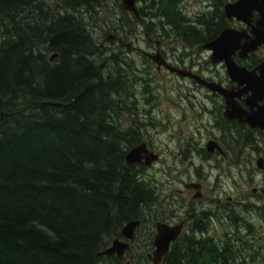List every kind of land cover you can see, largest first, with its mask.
Instances as JSON below:
<instances>
[{
    "label": "trees",
    "instance_id": "1",
    "mask_svg": "<svg viewBox=\"0 0 264 264\" xmlns=\"http://www.w3.org/2000/svg\"><path fill=\"white\" fill-rule=\"evenodd\" d=\"M105 5L118 6L106 31L119 41L137 36L143 22L148 40L169 27L191 45L207 41L210 28L184 20L176 0L145 1L141 21L119 0H0V264H126L98 253L135 219L141 225L127 258L149 261L152 239L142 230L160 203L144 167L126 162L141 140L120 116L133 97L134 67L121 54L105 55L95 36ZM216 12L222 24L224 11ZM234 127L231 155L257 148ZM204 214L164 264H244L230 240L221 246L203 237Z\"/></svg>",
    "mask_w": 264,
    "mask_h": 264
},
{
    "label": "rangeland",
    "instance_id": "2",
    "mask_svg": "<svg viewBox=\"0 0 264 264\" xmlns=\"http://www.w3.org/2000/svg\"><path fill=\"white\" fill-rule=\"evenodd\" d=\"M119 1L122 4V0ZM145 1L148 0H138V8L141 9L142 5H145ZM176 1L179 9L185 15L184 20L187 18L189 24L200 30L212 27L211 24H207V26L203 24L205 21L218 22L220 17L216 16V11H224V4L231 0ZM104 12L105 14L100 12L99 24L95 27L94 33L101 42L103 50L106 49L108 52L105 55L115 53L120 56L121 54L126 60H132L134 67V71L130 75L133 97L126 103L127 110L120 113L121 125L124 126V129L130 128V125L140 128L144 140L152 141L155 148L162 153V162H156L154 166L150 167L144 166V169L141 170L142 178L151 184L156 191L155 193L159 194L162 191L165 196L175 199H181L178 190L185 189L184 182L197 181L202 183L204 197L196 203L195 207L199 213H205V216H207L208 210L212 208L210 205L214 199L212 196V187H214L216 197H220L226 203L227 212L230 214L229 225L231 224L230 234L232 237L225 238L224 244L230 240L229 243L235 245L240 253L238 257L240 262L246 259L248 264H264V252L259 254L258 250H252V255L248 256L253 246L249 241L254 239L256 242L255 237H253L255 234L263 236L262 248L264 251V167L259 168L257 164L260 158L263 159L264 164V135L250 134L257 141V148L255 146L243 147L241 154L238 156L231 155L229 166L215 167L216 163L209 162L198 152L192 153L189 160L184 159L183 161V158L177 154L179 151L176 145L177 140H170L167 132H164L165 128L162 125L161 117L171 116L177 123L174 128L186 130V137H189L190 127H194L202 121L207 124V118H200L198 112H200L201 106L197 100L202 99L209 92L203 88L201 92L196 90L194 83L189 79L180 78L165 69L159 72L155 64L150 59L148 61L141 51L154 52L156 42L162 41L161 48L169 54L172 60L178 58L189 64L194 57L207 61L209 54L202 50L201 44L191 45L184 39L171 37L174 32L169 27L166 29L169 34L164 38L162 35H153L152 39L148 40L144 33V22L140 25L143 28H140L137 36L127 37L125 41H119L115 37L110 38L114 33H107L106 30L118 18V6L114 5L110 8L105 5ZM137 18L141 21V14ZM151 64H154V67H151ZM181 99L182 106L185 108L177 107V103ZM191 101H193L192 105L189 104ZM151 110L152 113L149 114ZM184 113L187 114L185 118H182ZM205 137L206 133L201 137L202 141ZM210 163L214 166H210ZM183 193L184 198L188 200L187 194L190 192L184 190ZM161 199L162 201H158L161 205L158 204L147 212V222L144 223L145 230H142L149 233L147 237L150 239L153 238L151 235L153 228H148L153 225L151 217L159 211H168L172 205L173 199H167V204H164L165 199L162 197ZM240 220L250 223L252 231L238 232L235 229V224H244ZM193 223L187 227L182 235L191 231ZM259 223H263V225ZM233 229L236 236L233 234ZM243 233L247 235L245 237L247 241L241 238ZM256 247L257 245H255ZM140 253L148 252L141 248ZM145 264L152 263L148 261Z\"/></svg>",
    "mask_w": 264,
    "mask_h": 264
},
{
    "label": "flooded vegetation",
    "instance_id": "3",
    "mask_svg": "<svg viewBox=\"0 0 264 264\" xmlns=\"http://www.w3.org/2000/svg\"><path fill=\"white\" fill-rule=\"evenodd\" d=\"M231 1H235V0H231ZM215 28H217L216 29L217 31H215ZM226 28H233L237 30L241 35L239 37V40H237L231 46L234 48L236 47V49L231 53V57L238 64V66H240L243 70L253 74L251 76L256 77L253 78L255 83L264 84V16H262L261 12L258 10H255L252 16L248 17V19H240V20L237 19L236 17H234L233 19H229L224 12L223 23L222 24H218V22L213 23L212 27L208 30L206 34L207 41L201 43L202 50L207 51V53L209 54V59L207 61H203V59H199V57L192 58L189 64L184 60H180L178 58H176L177 60H172L169 54L166 51H164V49L161 48L162 41L156 42V50L154 52L142 50L141 53L144 57L150 59L151 62H153V60L150 58L149 55L156 53L157 51H160L161 54L169 63L178 67L192 70L195 74L200 75L202 78L206 79L207 81H214L220 83L226 89H229L230 91L232 90L235 93L234 100L236 104H238L240 108H242L243 110L248 112L258 111V109L264 105V92H263L264 90H258V93L260 95L259 98H257V100L254 102L252 106L249 105L248 100H250L251 98L250 96L252 95V91H248V92L242 91V89L247 84L246 83L240 84L238 80H233L228 72V68L225 61L218 63L212 62V57L210 55L212 54V51L204 48V45L206 43L217 38L220 35V33ZM256 41L258 42L256 43ZM154 64L159 72L162 69L167 70L163 66L159 68L156 63ZM154 64H151V67H154ZM175 75L177 76V74ZM180 78L189 79L191 82L194 83L196 90L200 92L202 88L209 92V94H206L202 99L197 98L198 99L197 102L200 103L201 106V110L198 113L200 114V118L202 119L204 117L207 118V124H205V122L202 121L201 123H198L196 126L190 127L189 137H186V132H187L186 130L181 128H174L177 123L175 122L174 119L171 118V116L167 117V115H165V118L161 117L162 125L165 128L164 132H167V135L169 136L170 140L172 141L177 140L176 145L179 148L177 154L180 155L181 158H183L182 159L183 161L184 159L189 160V158H191L190 156H192V153L198 152L202 154V156L205 159H207L209 162L216 163L215 167L229 166L231 160V149H230L231 127L235 126L233 128L234 130L236 128H240L241 133L244 134L257 133L264 135V130L261 128L258 127L253 128L250 127L245 121H241L238 119H229L228 117H226L225 116V111L227 107L226 99L219 92L211 91L206 86H204L199 81H197L195 78H189V77H180ZM241 79L244 80L243 77ZM192 102L193 101H191L189 104L192 105ZM177 107L185 108L182 106V99L177 103ZM151 113L152 110L149 111V114ZM186 114L187 113H184L182 118H185ZM135 131H138V133L141 136V140L135 145H132L127 150L126 154L132 147L137 146L141 143H145L148 149L159 155V159L153 162L152 165L150 166H154L156 162H162L163 161V158L161 156L162 153L155 148L152 141L147 139L144 140L140 128L136 127ZM204 133H206V137L202 141L201 137H203ZM133 165L150 167L141 163H136ZM210 166L213 167L214 165L210 163ZM193 183L201 185L200 188L202 191V196L195 197L196 188L195 186H191V184ZM183 185L185 188L184 190L190 192L189 194H187L189 196L188 200L184 198V193H183L184 190L182 189L179 190L176 189L178 190V193L181 195V199H175V198H170L169 196H165L162 191L159 194L155 193V195L158 196V201H162L161 197L165 199L164 204H167L166 203L167 199H173V201L171 202L172 205L168 211L166 212L159 211L158 218L156 220H152L153 225L151 229L153 228V230H151V235H153L152 236L153 248H154V236L157 233V223L162 222L171 226L181 224L182 231L178 236L179 238L183 234V232L187 230V227H189L191 223L194 222L192 224L194 225L196 221L203 216L202 212L199 213L195 207L196 203L204 197L203 184L197 181H188V182H184ZM212 188H213L212 196L214 199H212V203L210 205V207L212 208L208 210L206 216L208 230L206 233L203 234V237L205 236L208 237L209 240H211V242L213 243V245L218 244L223 246L224 239L227 237H232L230 234L231 224L229 225L230 214L227 212L228 209L226 203L222 201L220 197L218 196L216 197L215 189L214 187ZM159 205H161V203ZM240 221L243 222L244 224L241 223L235 224V229L238 232H242L243 230L250 232L252 231L250 223L245 222L243 220ZM259 224L263 225V223H259ZM234 231L235 230L233 229V234L236 236ZM246 236L247 235L243 233V235H241V238L247 241V239L245 238ZM253 237H255L256 242H254V239H250L249 243L253 244V246L248 256L252 255V250H258L259 254H262L264 252L262 248L263 236L262 235L257 236L255 234L253 235ZM118 238H122V235L121 237ZM255 245H257L256 247L257 249L255 248ZM242 262H244V264H248L246 263V259L242 260Z\"/></svg>",
    "mask_w": 264,
    "mask_h": 264
},
{
    "label": "water",
    "instance_id": "4",
    "mask_svg": "<svg viewBox=\"0 0 264 264\" xmlns=\"http://www.w3.org/2000/svg\"><path fill=\"white\" fill-rule=\"evenodd\" d=\"M123 9L129 13L134 14L136 17H140V11L138 8L137 0H122ZM258 10L264 16V0H235L228 1L224 4V12L229 19L236 17L237 19H248L252 16L253 12ZM240 33L233 28L224 29L220 35L214 40L206 43L204 48L211 50L212 62L218 63L225 61L228 72L233 80H238L240 84L246 83L247 85L242 89L244 92L252 91L249 105H253L254 102L259 98L258 90H264V84H257L254 82L251 76L253 74L243 70L231 57V53L236 47H231L237 40H239ZM114 36L111 35L110 38ZM258 41H256L257 43ZM231 47V48H230ZM234 48V49H233ZM57 54L51 57L54 60ZM150 58L159 68L165 67L171 73L177 74L179 77L195 78L201 84L206 86L208 89L214 92H219L226 99V111L225 116L229 119H238L245 121L250 127H258L264 130V105L261 106L258 111L248 112L240 108L236 104L234 97L235 93L229 89L223 87L220 83L214 81H207L200 75L195 74L192 70L182 68L169 63L160 51L150 54ZM243 77L244 80L241 78ZM264 92V91H263ZM159 159V155L147 148L145 143H141L137 146L132 147L126 154V162L128 165L136 163L145 164L146 166L152 165L153 162ZM258 167L263 168V159L260 158L257 161ZM200 190V184H191ZM256 191V190H254ZM201 192L199 191L195 197H200ZM141 221L138 219L131 220L126 223L122 230V238H114L111 244L103 249L99 253V256L111 255L117 256L126 264H131L130 260L127 259L126 253L131 247V242L134 241L136 236V230L140 226ZM182 231V225L171 226L162 222L157 223V233L154 236V251L148 254L153 264H162L163 257L170 250L172 242L178 238Z\"/></svg>",
    "mask_w": 264,
    "mask_h": 264
},
{
    "label": "bare ground",
    "instance_id": "5",
    "mask_svg": "<svg viewBox=\"0 0 264 264\" xmlns=\"http://www.w3.org/2000/svg\"><path fill=\"white\" fill-rule=\"evenodd\" d=\"M199 191L201 192V196H202V191H201V189L198 190V189L196 188V194H197ZM196 194H195V195H196ZM140 225H141V224H140ZM177 239H178V238H177ZM177 239H175L174 241H176ZM134 241H135V240H134ZM134 241L131 242V247H130L129 250H131ZM174 241H173V242H174ZM173 242H172V243H173ZM171 245H172V244H171ZM170 248H171V247H170ZM102 251H103V250H102ZM102 251H100V252H102ZM153 251H154V248H153L152 252H149L148 254L153 253ZM100 252H99V253H100ZM168 252H169V251H168ZM99 253H98V254H99ZM148 254H147V257H148ZM166 254H167V253H166ZM166 254H165V255H166ZM165 255H164V257H165ZM126 257H127V254H126ZM164 257H163V260H162V264H164V263H163V261H164ZM127 259H128V258H127ZM148 259H149V261L153 264V262L151 261V259H150L149 257H148ZM128 260H129V259H128Z\"/></svg>",
    "mask_w": 264,
    "mask_h": 264
}]
</instances>
